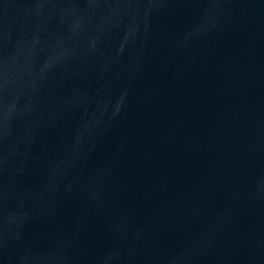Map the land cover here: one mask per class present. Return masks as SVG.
<instances>
[{
  "label": "water",
  "instance_id": "water-1",
  "mask_svg": "<svg viewBox=\"0 0 264 264\" xmlns=\"http://www.w3.org/2000/svg\"><path fill=\"white\" fill-rule=\"evenodd\" d=\"M0 264H264V0H0Z\"/></svg>",
  "mask_w": 264,
  "mask_h": 264
}]
</instances>
